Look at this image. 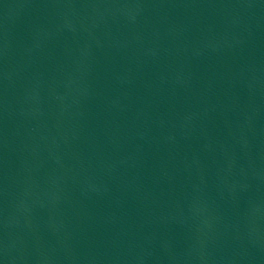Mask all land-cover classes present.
Returning <instances> with one entry per match:
<instances>
[{
    "label": "water",
    "instance_id": "obj_1",
    "mask_svg": "<svg viewBox=\"0 0 264 264\" xmlns=\"http://www.w3.org/2000/svg\"><path fill=\"white\" fill-rule=\"evenodd\" d=\"M0 264H264V0H0Z\"/></svg>",
    "mask_w": 264,
    "mask_h": 264
}]
</instances>
